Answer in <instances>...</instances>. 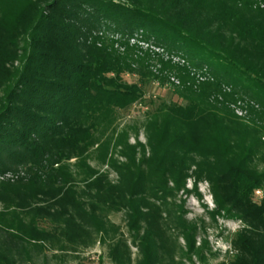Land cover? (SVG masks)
<instances>
[{
	"label": "trees",
	"instance_id": "obj_1",
	"mask_svg": "<svg viewBox=\"0 0 264 264\" xmlns=\"http://www.w3.org/2000/svg\"><path fill=\"white\" fill-rule=\"evenodd\" d=\"M149 81L180 101L121 126ZM190 178L242 224L217 264H264V0H0V264L97 238L132 264L119 212L137 264L201 257Z\"/></svg>",
	"mask_w": 264,
	"mask_h": 264
},
{
	"label": "rangeland",
	"instance_id": "obj_2",
	"mask_svg": "<svg viewBox=\"0 0 264 264\" xmlns=\"http://www.w3.org/2000/svg\"><path fill=\"white\" fill-rule=\"evenodd\" d=\"M130 43H137L143 49L149 47L152 50L164 53L166 59L168 58L162 49H157L150 44L139 42L136 39H132ZM173 60L177 62L180 59L178 57H173ZM124 79L128 82L138 81L136 75H126ZM143 88L145 98L141 102L135 103L127 110L121 112V126L137 123L142 128L146 113L149 112L151 108L161 103L180 101L174 92L173 86L170 84L163 86L157 81H149ZM233 108L236 107L234 106ZM241 111L243 110L240 108L236 109L238 113ZM139 138L142 142L146 141L143 129L140 130ZM130 141L132 143L135 142V137L132 136ZM92 164L98 166L96 161H92ZM101 170L109 171L111 180L115 181L117 179L115 172L110 170L107 165L102 166ZM5 177L10 178L11 174H5ZM187 188L190 192H180L177 196V202L183 205L186 218L196 223L198 227L196 245L200 247L205 246L206 251L205 254L200 257L197 254L182 253V251L178 250L175 253L174 260L177 264H217L226 259L227 252L231 250V240L235 232L242 227V224L237 218L228 217L224 213L221 215L216 214L214 217L212 216V213L217 209V205L208 182H199L195 189L194 179L190 178L187 183ZM256 195L259 196L258 194ZM1 208L0 205V210ZM109 218L110 221L119 226L121 231L125 234V239L131 251L132 264H137L140 259V252L134 239L129 235L124 213H111ZM0 237H4L2 233ZM217 241H221L219 247L217 246ZM177 244L186 250V241L183 237H179ZM107 254L108 243L97 238L90 246L80 248L77 252L47 250L44 253H38V255L33 258L31 264H113Z\"/></svg>",
	"mask_w": 264,
	"mask_h": 264
},
{
	"label": "clouds",
	"instance_id": "obj_3",
	"mask_svg": "<svg viewBox=\"0 0 264 264\" xmlns=\"http://www.w3.org/2000/svg\"><path fill=\"white\" fill-rule=\"evenodd\" d=\"M216 243L218 247L221 245V241H217Z\"/></svg>",
	"mask_w": 264,
	"mask_h": 264
},
{
	"label": "built area",
	"instance_id": "obj_4",
	"mask_svg": "<svg viewBox=\"0 0 264 264\" xmlns=\"http://www.w3.org/2000/svg\"><path fill=\"white\" fill-rule=\"evenodd\" d=\"M239 114H242V112H239ZM258 193H260V192H258Z\"/></svg>",
	"mask_w": 264,
	"mask_h": 264
}]
</instances>
